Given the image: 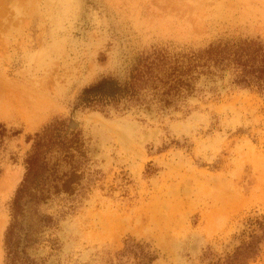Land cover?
<instances>
[{
    "label": "rangeland",
    "instance_id": "374dc122",
    "mask_svg": "<svg viewBox=\"0 0 264 264\" xmlns=\"http://www.w3.org/2000/svg\"><path fill=\"white\" fill-rule=\"evenodd\" d=\"M246 39L264 40V0H0V122L20 131L0 148V264L11 222L23 264H264V92L223 69V47ZM146 56L139 100L81 99Z\"/></svg>",
    "mask_w": 264,
    "mask_h": 264
},
{
    "label": "trees",
    "instance_id": "16d2710c",
    "mask_svg": "<svg viewBox=\"0 0 264 264\" xmlns=\"http://www.w3.org/2000/svg\"><path fill=\"white\" fill-rule=\"evenodd\" d=\"M207 56V58L220 59L219 55L207 51L200 55ZM196 57H190L189 66L192 65ZM155 59L151 56L141 57L139 62L134 65L131 74V79L128 80L124 86L115 79L102 80L95 88L85 90L81 99L89 102V104H105V100H111L115 105L119 104V98L123 95H129L132 98L139 100L138 94L140 90L146 88L152 80H155L153 67ZM232 68L234 72V82L246 87L256 88L259 92H264V40L261 39H246L233 45H226L223 47V69ZM191 70V66L185 68L179 66L171 72L166 79H160L162 84L167 87L161 95H169L170 91H178L182 84V76L185 72ZM154 85L156 89L154 95L160 94L158 92V85ZM92 94H95L92 96ZM109 98H108V97ZM162 101V98L160 99ZM171 102L165 99L164 104L169 105ZM20 131L11 132L4 123L0 122V148L3 146L5 139L10 136L17 135ZM49 133L36 134L35 146L31 153L25 159L26 173L17 189L15 198L13 199L12 209L14 214L21 209V197L23 193L30 192L31 184L33 185L41 173L46 169L45 166V148L49 145ZM260 227L264 229V222L256 220ZM17 233L15 231V222H11L6 230L5 245L7 250V264H23L27 261L23 251L19 250ZM257 235H253L252 239L240 246L236 257L246 259L251 257L256 251V243L258 242Z\"/></svg>",
    "mask_w": 264,
    "mask_h": 264
},
{
    "label": "bare ground",
    "instance_id": "6f19581e",
    "mask_svg": "<svg viewBox=\"0 0 264 264\" xmlns=\"http://www.w3.org/2000/svg\"><path fill=\"white\" fill-rule=\"evenodd\" d=\"M15 94H16V93H15ZM3 96H4V95H3V91L0 90V98L3 99ZM18 99H19V98H18ZM20 101H21V100H20ZM3 102H5V101H3ZM22 102H24V101H22ZM12 103H13V102H12ZM23 107H24V106H23ZM20 110H21V109H20ZM11 178H12V177H11Z\"/></svg>",
    "mask_w": 264,
    "mask_h": 264
}]
</instances>
